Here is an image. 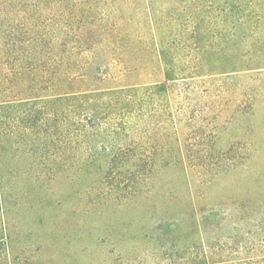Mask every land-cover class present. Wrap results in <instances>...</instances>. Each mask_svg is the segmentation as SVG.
I'll return each mask as SVG.
<instances>
[{
  "label": "rangeland",
  "instance_id": "obj_1",
  "mask_svg": "<svg viewBox=\"0 0 264 264\" xmlns=\"http://www.w3.org/2000/svg\"><path fill=\"white\" fill-rule=\"evenodd\" d=\"M194 1L0 0L7 16L48 21L51 32L65 31L58 18L78 11L104 20L90 32L127 36L126 65L114 61V45L100 42L83 88L124 89L143 108L130 117L121 141L105 142L131 149L122 166H114L112 155L93 162L78 155L58 163L61 168L39 159L15 164L7 179L11 191L3 197L12 264H157L161 252L153 245L164 233L170 240L177 234V214L190 212L192 201L204 213L246 208L264 196V68L169 82L150 63L151 18L173 21L162 27L164 34L179 32L181 12ZM162 84L166 90L147 93ZM185 238L186 245L206 244L212 236L190 226ZM0 253L4 257L5 249Z\"/></svg>",
  "mask_w": 264,
  "mask_h": 264
},
{
  "label": "trees",
  "instance_id": "obj_2",
  "mask_svg": "<svg viewBox=\"0 0 264 264\" xmlns=\"http://www.w3.org/2000/svg\"><path fill=\"white\" fill-rule=\"evenodd\" d=\"M152 7L154 15L155 5ZM6 13L0 5V250L6 252L4 257L0 253V264H12L6 245L3 197L11 191L7 179L15 173V164L22 159H39L61 168L63 164L58 163L66 164L78 155L89 162L112 155L114 166H122L131 149L105 142L121 141L130 117L143 112L141 99L127 90L83 88L100 42L107 40L114 45V61L126 65L131 48L127 36H114V30H87L98 23L103 27L104 20L93 13L77 11L60 16L57 27H64L63 32L48 30V21L39 19L32 24L26 16L13 18ZM181 15L182 30L168 34L162 27H171L173 21L151 18L156 31L150 37V63L166 81L264 68H260L264 61V0H196L185 4ZM70 43L74 46L67 48ZM183 59L186 64H181ZM166 89L165 84L157 85L147 88V93ZM183 162L181 171L185 173ZM246 206L202 213L196 212L192 201L190 212L177 214L173 224L177 234L170 240L164 233L153 245L161 252L157 264H264V196L259 194ZM190 226L193 231L201 226L211 240L186 245Z\"/></svg>",
  "mask_w": 264,
  "mask_h": 264
}]
</instances>
